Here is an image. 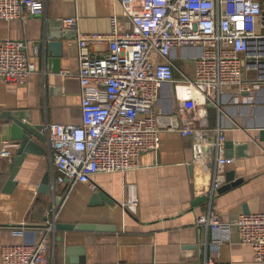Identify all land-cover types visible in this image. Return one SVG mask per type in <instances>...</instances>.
<instances>
[{"label": "crops", "instance_id": "obj_1", "mask_svg": "<svg viewBox=\"0 0 264 264\" xmlns=\"http://www.w3.org/2000/svg\"><path fill=\"white\" fill-rule=\"evenodd\" d=\"M44 2L41 16L0 20V40H26L42 47L39 56L29 53L37 72L26 85L0 81V113L25 112L33 125H78L82 121L81 86L76 78H65L62 73L79 69L77 36L109 33L111 17H122L121 10L113 0ZM76 16L79 30L67 33L65 30H75L65 28L63 20ZM121 24L123 28L129 25L124 20ZM64 33L67 39L59 40ZM55 42H60V50L49 48ZM105 49L100 46L95 50ZM198 54L199 49L176 50L173 58L182 70L178 59ZM257 78L255 71L247 76L250 81ZM176 79L181 80L179 72ZM194 96L199 104L195 114L205 117L206 128L221 125L226 130L229 163L225 180L229 174H234V182L242 180L218 193L212 210L225 222H233L241 214L264 213V81L249 90L223 95L219 112L191 89L167 83L160 89L154 110L180 114L182 104ZM160 137L159 151L145 154L140 169L94 178L111 203L94 199L99 190L85 184L72 190L55 185L48 194L40 192L45 175H54L49 143H39L38 153L27 155L12 193H4L17 148L10 139L9 126L0 121V264L3 247L32 242L38 237L35 229L50 221L56 228L50 238V264H255L252 248L239 243L236 233L216 246L211 232L197 226L198 217L210 207V202L197 204L207 195L209 174L198 172L203 166L193 159L192 139L169 131ZM5 148L10 152L7 157L2 156ZM131 190L138 201L133 212L128 208ZM16 228H23L26 236L15 234Z\"/></svg>", "mask_w": 264, "mask_h": 264}, {"label": "built area", "instance_id": "obj_2", "mask_svg": "<svg viewBox=\"0 0 264 264\" xmlns=\"http://www.w3.org/2000/svg\"><path fill=\"white\" fill-rule=\"evenodd\" d=\"M113 1L122 17H111L107 34H79V69L62 73L80 83L82 121L47 126L54 185L72 190L85 184L97 192V175L140 169L145 154L159 151L162 132L180 133L192 139L194 161L209 167L213 177L207 193L210 207L198 217L197 226L211 232L216 246L236 233L239 243L252 248L254 263L264 264V213L241 214L225 222L212 210L213 199L226 183V130L221 125L206 128L205 117L195 114L199 108L195 96L182 104L180 114L154 110L167 83L191 89L219 112L223 95L263 82L264 0ZM44 12V0H0V20H25ZM122 20L129 24L126 28ZM63 25L78 31L79 18L65 19ZM100 46L106 49L96 51ZM41 48L26 40H0V81L26 85L37 72L29 53L39 56ZM185 49H199L198 55L187 56L186 72L173 58L174 51ZM252 71L258 78L250 81ZM8 155L3 149L2 156ZM130 193L128 208L133 212L138 201L133 190ZM35 230L38 237L32 242L2 248L3 264H50V238L56 228L50 221ZM15 234L26 236L23 228H16Z\"/></svg>", "mask_w": 264, "mask_h": 264}, {"label": "water", "instance_id": "obj_3", "mask_svg": "<svg viewBox=\"0 0 264 264\" xmlns=\"http://www.w3.org/2000/svg\"><path fill=\"white\" fill-rule=\"evenodd\" d=\"M63 24V22H62ZM67 33H76V31L65 30ZM65 32V33H66ZM59 38L67 39V34H65ZM55 48L56 50H60L61 44L60 42L55 44L50 43L49 48ZM0 121H4L6 125L9 126L10 139L13 142V145L17 148L15 155L12 158V162L9 164V181L6 184L4 189V193H12L15 185H16V175L23 161L29 154H37L39 151V143L42 145L48 144V130L45 125H33L30 115L21 111H7L0 113ZM263 137L264 134L262 133ZM37 152V153H36ZM198 172H206L209 174V186L205 190V194L209 192L211 183H212V172L211 170H205L203 167H199ZM227 180L225 186L218 190V193L223 191L224 189H229L231 185H237L242 180H236L234 182V174L227 175ZM52 173L45 175L42 184L40 186V192L50 193L54 190L55 185L53 181ZM234 182V184H231ZM101 199L105 203H111L109 196L103 192V190H99V192L94 196V199ZM208 196L200 197L197 201V204L201 202H208Z\"/></svg>", "mask_w": 264, "mask_h": 264}, {"label": "rangeland", "instance_id": "obj_4", "mask_svg": "<svg viewBox=\"0 0 264 264\" xmlns=\"http://www.w3.org/2000/svg\"><path fill=\"white\" fill-rule=\"evenodd\" d=\"M185 50H188V49H185ZM184 58H186L187 60H184ZM188 59H189V58H188L187 56L178 59V60H179L178 63H179L180 68H181L183 71H185V72H186V70H187V64H189ZM188 74H189L190 76H193V73H191V72H188Z\"/></svg>", "mask_w": 264, "mask_h": 264}]
</instances>
